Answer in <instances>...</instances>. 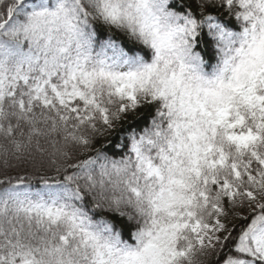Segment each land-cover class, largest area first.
Returning a JSON list of instances; mask_svg holds the SVG:
<instances>
[{
    "label": "trees",
    "instance_id": "obj_1",
    "mask_svg": "<svg viewBox=\"0 0 264 264\" xmlns=\"http://www.w3.org/2000/svg\"><path fill=\"white\" fill-rule=\"evenodd\" d=\"M263 52L264 0H0V264H264Z\"/></svg>",
    "mask_w": 264,
    "mask_h": 264
},
{
    "label": "rangeland",
    "instance_id": "obj_2",
    "mask_svg": "<svg viewBox=\"0 0 264 264\" xmlns=\"http://www.w3.org/2000/svg\"><path fill=\"white\" fill-rule=\"evenodd\" d=\"M233 0H230V3H232ZM153 21H157L159 18L151 14L149 16ZM156 27L158 28L159 25L155 24ZM175 34V31L172 30L170 33H167L165 35V39L171 40L173 35ZM245 36L247 37L248 34L245 33ZM262 58H264V53ZM126 66L122 68L125 69ZM73 69H76L73 68ZM231 73V67L229 64H225L223 70H222V76L224 78H227ZM261 83L264 88V66L261 69ZM253 83L248 84L244 88V94L247 95L249 94L252 89H253ZM125 90L124 86L119 88V92L122 93ZM258 104L264 103V97L258 96L257 97ZM138 104V100L135 97L133 92H129L127 95V102L124 104L122 107V110H125L127 108H134ZM219 118H228L229 117V110L225 107H222L218 113ZM242 123L241 121L236 122L233 124L234 126H240ZM172 128L175 131L176 135H179V125L176 124H171ZM157 135L161 136V132L157 131ZM230 140L234 142L237 147L244 149L248 148L251 145H254L258 142V136L252 133L251 131H246V132H240V133H235L230 136ZM146 144L150 143L153 144L152 140L145 135L142 140L141 144ZM174 145L173 143L169 142L168 144L161 146L159 148V158L162 160H166L168 157V153L173 150ZM150 152H153L150 150ZM135 157L138 161L139 164V169L142 170L148 177H156L157 179H161V173L159 170V167L156 165V163L150 158V154H144L142 153V150L137 147L134 150ZM81 223L85 225L87 221L81 220ZM90 225V223H88ZM229 227V223L226 221L216 218L213 223L210 224H203L200 221H197L193 224L190 225V232L193 235V239L199 244V245H206V244H213L217 240L221 239L223 235L227 232V229ZM251 239L253 241V244L255 246L256 251L264 258V227L259 226L256 228L252 233H251ZM99 261H103L101 258H99Z\"/></svg>",
    "mask_w": 264,
    "mask_h": 264
}]
</instances>
